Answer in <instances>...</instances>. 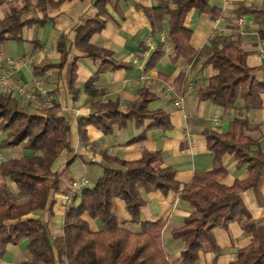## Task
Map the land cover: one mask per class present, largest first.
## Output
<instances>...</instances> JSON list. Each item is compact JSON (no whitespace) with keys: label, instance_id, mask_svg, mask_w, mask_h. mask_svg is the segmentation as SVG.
<instances>
[{"label":"trees","instance_id":"1","mask_svg":"<svg viewBox=\"0 0 264 264\" xmlns=\"http://www.w3.org/2000/svg\"><path fill=\"white\" fill-rule=\"evenodd\" d=\"M62 1L12 2L7 15L0 20V55L4 43L23 42L24 27L44 24L48 14L59 8ZM107 1L96 0L98 14L76 27L73 44L69 45L67 35L61 36L60 63L35 65L36 75H42L52 67L63 70L67 66L68 89L76 97L81 91L77 87L78 69L76 61L70 63L71 48L75 47L99 61L98 70L85 83V92L92 99L105 93L95 85L100 74L127 66L114 58L113 51L92 42V37L106 26L102 16L106 14ZM192 9L212 18L221 16V10L212 6L210 0H157L155 6L145 8L144 12L153 34L163 29L168 16V41L173 46L171 60L174 63L180 59L192 63L207 55L206 63L218 71L199 89L200 97L210 99L226 110L234 108L239 113L225 133L205 131L207 146L215 154L213 168L196 173L190 182L181 184L175 169L161 167L160 151L145 150L137 160H123L104 151L103 174L94 186L84 189L80 201L77 195L73 198L65 211L63 233L54 237L50 220L30 215L44 210L53 215L51 196L61 190L62 174L53 171L52 167L61 153L70 148L71 120L61 113L62 106L58 101L30 113L13 94L0 92V130L7 134L1 146L33 152L0 164V261L7 255L10 245L27 240L25 258L20 264H196L201 251L220 253L221 248L214 237L215 228H227L230 223L239 222L252 234L253 242L239 250L238 258L232 264H264V224L254 220L241 198L243 190L256 186L264 164V155L252 158L245 152L250 142L247 135L250 127L248 120L242 118L244 111L262 107L264 83L255 77L248 65V52L237 39L216 35L200 53L194 49L192 30L185 25ZM243 11L254 14L257 23H264V4ZM162 45L158 44L151 55L147 70L156 67L163 54ZM155 98L153 92L143 89L125 111L120 110L117 102L92 100L94 112L78 120L82 138L86 140L89 124L106 135L112 134L115 126L126 127L130 120H135L139 127L150 120V128L171 129L170 114L166 110L149 108ZM239 99L243 100L242 107L237 105ZM228 154L250 163L252 175L248 181H237L232 186L220 182L227 173L224 157ZM153 191L179 192L180 198L194 208L184 224L172 231L173 238L184 242L178 263L170 261L162 244L165 223L162 220L142 222V210L147 204L144 192ZM117 199L126 203L132 223H142L141 232L121 225L116 214ZM86 213L100 219L104 228L93 231L84 218Z\"/></svg>","mask_w":264,"mask_h":264},{"label":"crops","instance_id":"2","mask_svg":"<svg viewBox=\"0 0 264 264\" xmlns=\"http://www.w3.org/2000/svg\"><path fill=\"white\" fill-rule=\"evenodd\" d=\"M14 1L16 0H0V20L5 18ZM95 2L96 0H63L59 8L48 14L44 24L24 27L23 42L4 43L0 55V72L11 71L14 83L27 89L40 88L45 96L47 93L51 94L61 104V113L71 120L68 137L70 148L61 153L52 167L53 171L62 174L61 190L51 196L53 215L50 216L49 210L35 211L30 215L50 220L54 237L63 233L65 211L73 198L77 195V200L80 201L84 189L94 186L103 174L104 151L123 160H137L145 150L160 151L161 167L175 169L177 180L186 184L196 173L213 168L215 154L207 146L205 131L223 134L232 121L239 117L236 109L226 110L210 99L200 97L199 89L206 86L209 79L218 73L211 64L206 63L207 55L192 63L184 59L175 63L171 60L173 46L168 41V16L164 20L163 29L156 34L152 33L144 10L155 6L157 0L107 1L106 14L102 16L106 20V26L102 32L92 37V42L113 51L114 58L127 66L100 74L95 85L105 93L92 99L85 92V83L98 70L99 61L75 47L71 48L70 63L76 61L78 69L77 87L81 91L76 97L68 89L67 66L63 70L52 67L44 74L36 75L35 65L45 62L60 63L61 52L58 46L61 36L67 35L69 45L73 44L77 35L76 27L84 25L98 14ZM210 3L221 10L220 17L212 18L196 9H192L186 17L185 25L192 30L191 45L200 53L216 35L237 39L248 52V65L253 69L255 77L264 83V23H257L254 14L243 11L261 7L264 0H210ZM160 43L163 44V54L156 67L147 70L146 65ZM36 78L40 79L39 87ZM143 89H149L156 95L149 105L151 110L164 109L170 114L171 129L150 128V120L139 127L135 120H130L126 127L115 126L114 132L106 135L89 124L86 126V140L82 138L78 120L94 112L90 104L92 100L117 102L120 110L125 111ZM0 92L13 94L28 112H36V105L33 104L36 101L22 97L14 85ZM42 96L44 97L39 94V97ZM237 105L242 107L243 100L239 99ZM242 118L248 120L250 127L247 131L250 142L246 145L245 152L248 157L260 158L259 155H264V93L262 107L244 111ZM6 136L0 130V164L9 158L33 154L32 151L11 152L14 148H3L1 144ZM224 166L227 173L220 178V182L227 186H232L237 181L246 182L252 175L250 163L242 162L234 154L224 157ZM83 179L89 181V187L78 191L69 204L74 181ZM144 196L147 204L142 210V222L162 220L165 223L162 244L170 261L178 263L184 242L173 238L172 231L184 224L194 208L183 201L176 191L166 194L161 191L144 192ZM241 198L254 220L260 225L264 224V164L256 186L243 190ZM116 214L121 225L136 232L142 231V223L131 222V214L121 199L116 200ZM84 218L93 231L104 228L100 219L92 218L88 213L84 214ZM214 237L221 248L220 253L216 255L209 250L201 251L196 264H232L237 260L239 250L253 242L252 234L246 232L239 222H232L227 228H215ZM14 246H20V249H8L0 264H8L12 258L13 261L18 259L16 263L20 264L25 258L23 254L28 241Z\"/></svg>","mask_w":264,"mask_h":264},{"label":"built area","instance_id":"3","mask_svg":"<svg viewBox=\"0 0 264 264\" xmlns=\"http://www.w3.org/2000/svg\"><path fill=\"white\" fill-rule=\"evenodd\" d=\"M150 46H152L151 43H149ZM36 84L39 87L40 84V79L36 78ZM12 85L16 87V90L18 93L24 97L27 100L30 101H36L39 98V94L45 95L40 88L37 90L35 89H27L22 85L16 84L13 81L12 78V72L11 71H2L0 72V91L5 90L7 88H10ZM53 98L46 95V104L45 107L51 106L53 104ZM90 183L87 179H83L81 181H74L72 190H71V195H70V200L69 204L71 203L72 197L80 190H83L86 187H89Z\"/></svg>","mask_w":264,"mask_h":264},{"label":"rangeland","instance_id":"4","mask_svg":"<svg viewBox=\"0 0 264 264\" xmlns=\"http://www.w3.org/2000/svg\"><path fill=\"white\" fill-rule=\"evenodd\" d=\"M47 95L53 98V102L55 101L54 97H53L51 94H48V93H47ZM42 97H43V96H42ZM42 97H39L38 100H36V102H33V104L36 105V107H35L36 112H38V111L41 110L43 107H45V104H46V96L44 95V97H43V98H42ZM28 103H30V101H29ZM13 148H14V147H13ZM18 150L23 151L21 148H17V147H15L13 150H11V152H12V151L15 152V151H18ZM61 231H62V229H61ZM9 249H10V251L19 250V249H20V246L10 245ZM23 255L25 256V253H24ZM14 257H15V255H14ZM12 259H13V258H12ZM12 259L8 262V264H17L16 262L18 261V259L15 260V261H13ZM20 260H21V259H20ZM12 261H13V262H12ZM0 262H1V261H0Z\"/></svg>","mask_w":264,"mask_h":264}]
</instances>
